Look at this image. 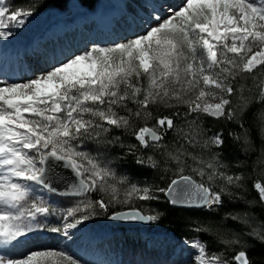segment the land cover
Wrapping results in <instances>:
<instances>
[{
    "label": "snow or ice",
    "instance_id": "1",
    "mask_svg": "<svg viewBox=\"0 0 264 264\" xmlns=\"http://www.w3.org/2000/svg\"><path fill=\"white\" fill-rule=\"evenodd\" d=\"M135 2L21 54L10 39L43 8L0 0V264H112L91 258L89 224L154 223L160 201L194 233L167 264H255L264 0Z\"/></svg>",
    "mask_w": 264,
    "mask_h": 264
},
{
    "label": "rangeland",
    "instance_id": "2",
    "mask_svg": "<svg viewBox=\"0 0 264 264\" xmlns=\"http://www.w3.org/2000/svg\"><path fill=\"white\" fill-rule=\"evenodd\" d=\"M73 1V0H71ZM76 2V0H74ZM135 1V0H133ZM69 4H71L70 2L67 4V8L64 10V12H66V15L64 16L63 20L62 21H65L69 18L70 19V23H73V12L70 10V8H68ZM133 8H135V6L133 5ZM50 9V8H49ZM49 9H45L43 11H40V14L38 16H33V18L30 20V22L28 23V26H25L24 29H23V32H31L33 31V33H41L40 31H42V28L48 26L49 22L44 25V26H40L38 27V21L42 18V16L44 14H47L48 12H51L53 9L49 10ZM49 10V11H48ZM91 20L89 22V24H87L86 26L90 25L91 24V21L92 19H95L96 16H92L90 17ZM34 20V21H33ZM34 23V24H33ZM33 25V26H32ZM41 25V24H40ZM31 27V29H29ZM50 27H48V31L50 30ZM28 28V29H27ZM40 28V30H38ZM86 28V27H84ZM73 31L76 32V30L74 29ZM32 33V34H33ZM22 34V33H20ZM18 34L14 39V41H10L9 43V48L13 47V46H16L18 43H22L23 46H25L27 44V40H28V35H20ZM75 35H72L71 37H69L70 39L68 40L69 42H67L66 40L60 42V44H63V45H68V44H72L73 43V40H74V43H78L80 39L77 40V37L75 38L74 37ZM73 43V44H74ZM51 46V44L49 45ZM133 201H136V200H133ZM131 202V204H133L134 202ZM127 205H125L126 207ZM145 212L148 211V209H146V207H141ZM89 225H94L96 226L97 228H102V232H104V234H102V236L106 237V233L110 232L112 234H115V233H123L122 235H124V237H126V239L123 240V243L124 241L126 240V242L131 243V245H129V249H128V253L127 254H130L132 252L131 248L132 247H136V246H133V244L135 245H138V242H142L143 243V247H142V244H140V246L144 249L142 251V254L141 255H137V256H132L133 259H128V260H124V264H129V262H133V264H136V262L138 261H146L147 264H167V262L170 260V259H173L175 258V254L173 252V248H172V239L169 240L168 237H165L164 236V229L161 228L160 226H158L157 222H154V223H150L149 226H145V227H135V228H128L127 229H119V228H116L114 225H112V223L106 219V218H97L95 219L93 222H91ZM141 228H144V229H141ZM147 232V233H146ZM107 238V237H106ZM106 238L104 240V242H107L106 241ZM142 238V239H141ZM103 239V238H102ZM169 241H168V240ZM108 240V239H107ZM113 245V244H111ZM139 246V250L141 252L142 248H140ZM145 247L147 249L149 248H155L153 250H150V252H146L145 250ZM121 249V247H120ZM137 249V250H138ZM110 252L109 253V250L106 248V247H102V253L103 254H107V256H103L101 258H99L100 260H104V261H111L112 264H115V262L117 261H122L119 253L117 254V251L113 250L112 247L110 248ZM126 252V251H125ZM144 252V254H143ZM120 253L122 254L121 250H120ZM130 256V255H129Z\"/></svg>",
    "mask_w": 264,
    "mask_h": 264
},
{
    "label": "bare ground",
    "instance_id": "3",
    "mask_svg": "<svg viewBox=\"0 0 264 264\" xmlns=\"http://www.w3.org/2000/svg\"><path fill=\"white\" fill-rule=\"evenodd\" d=\"M69 2L71 4L68 5L69 6L68 8H70V10L73 12V16H74L73 23H70V25H69V31L72 32L74 29L76 30V32H75L76 34L74 37L75 38L77 37V40L80 39V31L85 29L84 27H86V25L89 24V22L91 20L90 17L96 16L95 20L97 21V23H99L98 17L101 14V12L103 11V7H102L103 5L107 4V5H115L116 6L114 8H111V10H110L111 14H115L120 8H122V4L119 2V0H101L99 2L98 6L93 11L88 10V9L84 8L83 6H81L79 3H77V0H76V2L74 0L73 1L70 0ZM73 5H76V7H73ZM49 10H51V9H49ZM84 14H87V15H84ZM65 15H66V12L54 8L51 12L44 14L42 16V18L38 21V25H39L38 27H40V26L42 27L49 22L48 26L42 28V31H40L41 33H39V32L33 33V31H32V33H33L32 34L31 32L25 33V32H23V30L20 31L19 34L22 33L20 35H23V34L28 35L27 44L25 46H28L29 48L35 47L37 45H45V44H47L49 46L50 44H52L53 41H55L57 44H60L61 40L62 41L66 40L67 42H69L68 41L70 39L69 37H71L72 35L71 34L68 36L64 35L65 26H64V21H62V20H63ZM93 20L94 19H92L91 24H92ZM26 26H28V24ZM49 26H51V27H50V30L48 31ZM40 28L38 30H40ZM29 29H31V27ZM14 40L15 39H10L11 42ZM73 43H74V40H73ZM25 46H23L22 43H18L16 46H13V47L21 49V54H22L23 48ZM13 47H11L10 49H12ZM89 228L91 230L95 227L91 225V226H89ZM141 229H144V228H141ZM105 238L106 237L101 235L102 240H105ZM96 239H99V238L96 237ZM101 239H100V241H102Z\"/></svg>",
    "mask_w": 264,
    "mask_h": 264
},
{
    "label": "trees",
    "instance_id": "4",
    "mask_svg": "<svg viewBox=\"0 0 264 264\" xmlns=\"http://www.w3.org/2000/svg\"><path fill=\"white\" fill-rule=\"evenodd\" d=\"M97 1L98 0H80L82 5L90 8V9H93L95 7ZM9 2H11V0H9ZM20 2H24V0H20ZM34 2L37 3L41 8H43V10H45L47 8H50V7L62 9L61 5L65 4V3L68 4L69 0H34ZM44 4L49 5V7H43ZM62 10H64V9H62ZM209 126L213 129L215 128V124H210ZM124 167L128 168L130 170L133 169V166L129 165V164H125ZM133 202H134L132 204L133 206L146 207V209H148V211H149V208H150L149 204H147L143 201H140V200H136ZM151 207L156 208L161 213L160 219L157 221L158 226H160L161 228L172 231L179 238L184 236V235H189V236L194 235V233L189 232V230L185 227V224L187 221V213L186 212L181 211L179 209H175L170 205L166 206L165 202H163V201L152 202ZM99 218H104V217L101 216ZM126 240L124 241V247H125V249L128 250L129 245H131V243L128 244V242H126ZM135 244H137V243H135ZM135 244H133V246H136V247L131 248L132 254L134 256L141 255L142 251L144 250L142 248L143 243L138 242V245H135ZM140 244H142V247L140 246ZM139 246H140V248H142L141 252L138 249ZM145 250L147 253L149 252L146 247H145ZM143 254H144V252H143ZM249 255L253 259L255 264H264V244H260L258 242L255 243L254 246L249 250Z\"/></svg>",
    "mask_w": 264,
    "mask_h": 264
},
{
    "label": "water",
    "instance_id": "5",
    "mask_svg": "<svg viewBox=\"0 0 264 264\" xmlns=\"http://www.w3.org/2000/svg\"><path fill=\"white\" fill-rule=\"evenodd\" d=\"M109 221L115 226V227H122V228H135V227H145L150 224V222L146 221H119V220H110Z\"/></svg>",
    "mask_w": 264,
    "mask_h": 264
}]
</instances>
